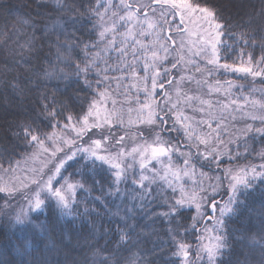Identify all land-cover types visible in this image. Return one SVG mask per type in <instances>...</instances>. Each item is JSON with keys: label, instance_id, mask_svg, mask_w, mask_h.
<instances>
[{"label": "snow or ice", "instance_id": "snow-or-ice-1", "mask_svg": "<svg viewBox=\"0 0 264 264\" xmlns=\"http://www.w3.org/2000/svg\"><path fill=\"white\" fill-rule=\"evenodd\" d=\"M55 2L58 10L71 14L65 28L22 20L32 26L33 32L21 49L27 48L37 59L47 61L51 71L44 69L43 76L49 83H57L51 84L50 93L49 85L41 88L37 80L32 107L25 109L18 103L11 121L0 118V172L8 175L19 167L14 157L21 146L23 157L40 161L20 188L11 182L0 183V193L9 198L0 211L22 195L26 207L15 215L18 225L28 221L29 213H40L53 203L65 216L74 212L91 215L87 199L82 201L85 208L80 213L78 196L98 187L101 195L94 198L96 203L105 205L107 196L126 197L136 203L122 215L115 213L119 219L111 221L103 233L108 237L105 246L89 245L92 264H155L154 259H141L137 253L154 255L157 248L160 264H250L247 258L232 259L235 229L230 230L228 222L247 207L249 196L258 187L254 182L264 184V163L224 167L222 177L209 173L213 166L221 168L224 157L229 161L239 159L240 148L245 155L255 152L264 161V96L260 100L232 98V81L215 79L214 85L211 81L220 73H243L264 83V55L254 59L249 53L246 66L228 63L227 57L221 56V50L229 47L224 36L232 27L250 29L251 38L258 37L264 51V0L245 13L247 20L241 18L240 23L231 25L222 8L209 5L208 0H96L95 4L88 0L87 5L84 0ZM67 26L72 28L71 33ZM153 34L151 43L141 39ZM239 36L247 47L248 34L240 32ZM45 44L49 50L56 49L58 64L41 56ZM141 60L145 100L141 102L137 96L136 119H129L125 129L124 113L117 110L110 85L116 82L119 87L128 76L110 73L131 70L136 76ZM58 65L71 71L65 72ZM193 82L199 87L208 85L207 96L223 99H205L191 88ZM32 84L28 78L23 86L15 80L7 86L22 97L26 90L33 91L29 87ZM73 84L75 88L68 94ZM132 88L140 91L138 85ZM4 99L8 101L7 96ZM249 105L258 111H247ZM132 111L129 108V115ZM116 128L124 129V134L117 136ZM129 138L134 142L131 148L125 145ZM257 142L261 144L258 152ZM74 165L79 167L65 176ZM187 179L195 187H187ZM90 181L91 188L86 189ZM209 221L211 227L201 224ZM157 222L167 228L162 232L154 227L145 231ZM149 241L152 249L139 247ZM104 252L108 254L100 258ZM261 253L259 264H264V245ZM20 256L19 264H44L27 248Z\"/></svg>", "mask_w": 264, "mask_h": 264}, {"label": "trees", "instance_id": "trees-1", "mask_svg": "<svg viewBox=\"0 0 264 264\" xmlns=\"http://www.w3.org/2000/svg\"><path fill=\"white\" fill-rule=\"evenodd\" d=\"M84 3L87 5L88 0H84ZM91 3L95 4L96 0H91ZM208 3L222 8L227 24L231 25L240 23L241 18L247 20L248 17L245 13L251 12L253 6L258 8L260 0H208ZM6 9H12V11L6 12ZM70 15V13L58 10L55 0H0V118L11 121L14 118L13 113L18 111L14 107L18 103H21L25 109L32 107L31 97L37 94L34 87L37 80L41 82V88L48 84L47 91L50 93L52 91L51 84L57 83L55 80L49 83L43 76L44 69L51 71L47 61L37 59L28 52L27 48L21 49L20 45L25 44L29 35L33 32L32 26L24 24L22 20L34 19L38 22V26L48 25L51 28L55 25L58 29H63L66 27ZM67 32H72L70 26H67ZM240 32H246L249 36L247 47L244 46V41L239 36ZM37 35H40V33H37ZM52 39H56L55 34L52 35ZM60 39L61 42H64L63 36ZM224 43L229 47L221 50V56L227 57L228 63L235 62L237 64L240 60L248 58L249 53L252 54L254 59H259L264 55L259 38L253 40L250 29L232 27L228 34L224 36ZM253 44H255V47H253ZM37 47H39V40H37ZM21 52H23V56H21ZM242 52L243 56H241ZM41 56H47L53 64H58L54 47L49 50V46L45 44ZM75 62V60L72 61L73 66ZM58 66L63 67L65 72L71 71L70 68L64 65ZM28 78L33 81V84L29 85L33 88V91L28 92L26 90L22 97L14 95L11 88L7 86L8 82L14 80L19 81L20 85L23 86ZM258 81L261 83V79ZM74 88L75 84L68 89V94H71ZM5 96L8 97V101H5ZM257 126H259L258 123ZM117 134H120V131ZM122 134L124 133L121 132ZM232 148L235 152V145ZM255 148L257 152L260 151L261 144L257 142ZM23 151L22 146L18 147L14 160L21 159ZM27 151L29 152L30 149ZM239 151L241 152L239 159L229 161L228 157H224V164L230 162L232 165L238 166L244 162L247 165L250 163H264L255 152L245 155L243 148H240ZM4 166H7V164ZM78 167L79 165H74L73 168H69L65 176ZM75 179L79 180L80 177L77 176ZM96 179L102 180L103 178L97 176ZM254 183L258 187L249 196L247 207L240 216L233 218L228 223L230 230L235 229L232 259L235 260L239 256L241 260L247 258L250 264H259L262 256L261 246L264 245V231H261L264 227V184H261L258 180ZM85 188H91V181L85 185ZM99 195H101V192L98 187L90 192L85 190L79 193L78 201L80 203L78 206L80 213H83L85 208L82 201L87 199V207L93 210L91 215H77L74 212L72 216H65L60 213V210L53 203L51 207L40 213H29V219L24 225L14 223L17 203L15 199H12L9 205L4 207L3 211H0V264H19L20 253L25 248L32 256L39 257L44 264H84L85 260L88 261V264H92L93 255L89 245L95 247L105 246L108 237L103 236L104 230L109 227L111 221L119 219V216L115 215L117 211L121 215L127 211L123 209L122 213L119 210L120 207H118L114 196L105 197L107 201L105 205L94 202V198ZM0 197H3L0 199V206H4L5 201L9 198L4 193H0ZM137 211L139 210L137 209ZM190 222L189 218L188 223ZM40 225H43L44 228L41 229ZM111 226L115 227V224ZM153 227L162 232L167 228V225L157 222L145 231H151ZM154 239L155 237H151V240ZM191 241L195 245V239H191ZM113 246L109 245V247ZM139 247L141 249H152L153 244L149 241ZM165 250L167 251V248ZM133 251L135 252V249ZM159 253L160 249L157 248L154 255L144 252L143 255L137 253V256L141 259L147 256L149 259H154L155 264H160L162 257L159 256ZM107 254V252L102 253L100 258ZM193 255H195V251H193ZM227 258L226 253L225 260Z\"/></svg>", "mask_w": 264, "mask_h": 264}, {"label": "rangeland", "instance_id": "rangeland-1", "mask_svg": "<svg viewBox=\"0 0 264 264\" xmlns=\"http://www.w3.org/2000/svg\"><path fill=\"white\" fill-rule=\"evenodd\" d=\"M147 30V29H145ZM175 35V34H173ZM141 39H146L149 43H151L155 39V35L147 37V38H141ZM177 41H179V37H176ZM114 55V54H113ZM173 56H176L177 53H173ZM187 58V57H186ZM171 59V57H170ZM247 60L248 58L244 60H240L239 63H237V66H246L247 65ZM131 61V57H129V62ZM114 62V61H112ZM110 62V63H112ZM143 68V60H141L140 64L137 66V75L134 76L131 72V70H128L126 73H110V75H127L128 79L122 80L120 82V86H117L116 82H112L110 85L111 89V98L115 99L117 101L116 108L118 111H123L124 113V120H125V129L127 128V121L129 119H132L135 121L136 116H137V109L139 108V105L135 103V100L137 96H139V99L141 102L145 100L144 92H143V87H144V72L142 70ZM192 74H195V70L192 69ZM175 75H178V73H174ZM150 75V74H149ZM205 77H199L197 76V79H204ZM215 79H220L221 81H232L235 87L232 88V98H242L244 96H249L250 99H256L260 100L262 96H264V83H260L258 80L261 79L259 77L255 78V81H253V77L251 76H245L243 73H220L216 77H214L211 81V83L214 85ZM261 84V86H259ZM132 85H138L140 91L137 92L135 88H132ZM149 88L151 87L150 81L148 84ZM261 87V88H260ZM191 88L201 94L205 99H212L213 102H215L218 98L223 99V97H217L215 95L209 97L206 95L207 90H208V85H204L203 87H199L196 85L194 82L191 85ZM255 89V91H253ZM188 89L185 88V91ZM109 108L112 107L111 105V100L109 101ZM129 108L133 109L131 114L129 115ZM247 111L252 112V111H258V109H253L251 105H249V108ZM191 114V113H189ZM239 115L237 114V119H239ZM251 122V121H249ZM241 125H237L239 127ZM120 131V134H117V132ZM114 132L116 133L117 136L121 135V132L124 133V129L116 128L114 129ZM125 145L129 148L134 146V142L129 138L128 140L125 141ZM32 149H30L29 152H31ZM19 161V167H17L12 173L5 175L2 172H0V183L4 182H11L16 184L18 188L27 180L30 179L31 177V169L34 167H38L40 164L39 160H34V159H29L27 157H22ZM259 163L256 164H248V165H259ZM247 165L245 162L242 163L241 165L234 166L232 163L228 162L226 164H223L220 169H217L213 167L212 171L209 173L211 176L215 175H220L221 177L223 176V168L224 167H243ZM7 167V166H5ZM137 171H139L137 169ZM205 171H208V169H205ZM199 178V177H198ZM205 183H207V179L205 178ZM226 183V182H225ZM126 185H121V188H126ZM187 187L192 188L195 187V185L192 184L191 179H187ZM16 200V213L19 212L21 207H26V203L24 201V198L22 195H18L15 197ZM115 200H117V205L119 210L123 213V209L127 210V207L132 206L135 204V201H128L126 197L121 198L119 196H115ZM55 205V204H54ZM56 206V205H55ZM159 211V209H158ZM204 223H207L209 227H211V222H201L203 225ZM190 239H195L194 236L190 237ZM192 258L195 259V255L192 253Z\"/></svg>", "mask_w": 264, "mask_h": 264}]
</instances>
